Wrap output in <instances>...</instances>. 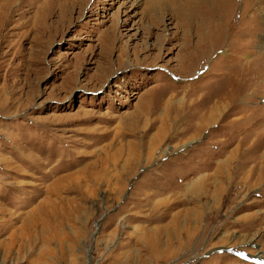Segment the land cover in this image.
Instances as JSON below:
<instances>
[{
    "label": "rangeland",
    "instance_id": "374dc122",
    "mask_svg": "<svg viewBox=\"0 0 264 264\" xmlns=\"http://www.w3.org/2000/svg\"><path fill=\"white\" fill-rule=\"evenodd\" d=\"M205 1L0 0V264H264V0Z\"/></svg>",
    "mask_w": 264,
    "mask_h": 264
},
{
    "label": "bare ground",
    "instance_id": "6f19581e",
    "mask_svg": "<svg viewBox=\"0 0 264 264\" xmlns=\"http://www.w3.org/2000/svg\"><path fill=\"white\" fill-rule=\"evenodd\" d=\"M196 1L197 0H172V2L173 3H170V2H168V4L164 7V8H158V6L157 5H155V4H153V5H149L148 6V9L150 10V11H152V12H154V13H157V12H159L160 10L162 11V10H164L166 7H170V5H173V6H171V7H177V8H181V9H183L182 11H184V9L186 8V6L188 7V8H193L194 7V5L196 4ZM199 1V3H201V2H203V0H198ZM205 2H207V0L205 1ZM170 7V8H171ZM175 9V8H174ZM159 15V14H158ZM182 16L187 22L186 23H191L192 22V20H191V17H190V15L188 14V12L186 13V12H179V16ZM160 17V16H159ZM193 18V17H192ZM204 25H202L201 27H203ZM119 60H120V63L119 64H124V61H123V59L121 58V57H119ZM148 95V94H147ZM171 97V96H170ZM172 98V97H171ZM159 100V99H158ZM202 101V103L201 102H199L200 104H199V107H200V109H201V111L203 112V110H205L204 108H206L207 107V102H208V99H205V101L204 100H201ZM159 104V103H158ZM202 104V105H201ZM137 107H140V106H137ZM200 109H197V110H200ZM212 109H214V108H212ZM211 109V111L208 113V114H205L204 115V113H201L202 115H199V119H198V121L196 122V125H195V128L196 129H200L201 128V126H203V125H205L206 123H209L210 122V120H212L213 119V116H214V113L215 112H213V111H217V107H216V109L215 110H212ZM201 111H199V112H201ZM189 118H190V121L191 120H193V118H194V116H192V115H189Z\"/></svg>",
    "mask_w": 264,
    "mask_h": 264
},
{
    "label": "water",
    "instance_id": "95a60500",
    "mask_svg": "<svg viewBox=\"0 0 264 264\" xmlns=\"http://www.w3.org/2000/svg\"><path fill=\"white\" fill-rule=\"evenodd\" d=\"M97 226H98V224H97Z\"/></svg>",
    "mask_w": 264,
    "mask_h": 264
}]
</instances>
